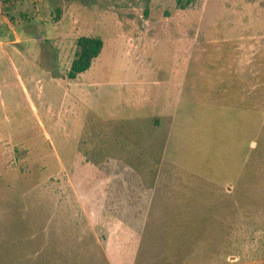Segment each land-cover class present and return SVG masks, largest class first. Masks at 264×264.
Returning <instances> with one entry per match:
<instances>
[{
    "label": "rangeland",
    "instance_id": "374dc122",
    "mask_svg": "<svg viewBox=\"0 0 264 264\" xmlns=\"http://www.w3.org/2000/svg\"><path fill=\"white\" fill-rule=\"evenodd\" d=\"M13 1L0 264H264V0Z\"/></svg>",
    "mask_w": 264,
    "mask_h": 264
},
{
    "label": "trees",
    "instance_id": "16d2710c",
    "mask_svg": "<svg viewBox=\"0 0 264 264\" xmlns=\"http://www.w3.org/2000/svg\"><path fill=\"white\" fill-rule=\"evenodd\" d=\"M1 15L10 23L15 22L11 14L13 12V0H1ZM177 4L183 8L182 0H177ZM77 51L71 67L67 72V80L74 82L78 77L86 73L92 66L93 62L99 57L103 50L104 43L97 37H82L77 41Z\"/></svg>",
    "mask_w": 264,
    "mask_h": 264
},
{
    "label": "crops",
    "instance_id": "0c3cea01",
    "mask_svg": "<svg viewBox=\"0 0 264 264\" xmlns=\"http://www.w3.org/2000/svg\"><path fill=\"white\" fill-rule=\"evenodd\" d=\"M194 105H195V104H194ZM189 106H190V105H184V107H183L182 110L178 113V115L174 117L175 120H176L179 116H181V115H187V114H189V113L192 111L191 108H189ZM201 106H202V105H201ZM198 108H201L200 105H198ZM177 122H178V120H177ZM181 129H182V130L185 129V128H184V125H181ZM175 130L177 131V126L175 127ZM237 153H238V151H237Z\"/></svg>",
    "mask_w": 264,
    "mask_h": 264
}]
</instances>
